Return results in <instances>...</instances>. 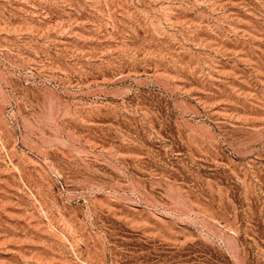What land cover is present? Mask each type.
Masks as SVG:
<instances>
[{
    "label": "rangeland",
    "instance_id": "1",
    "mask_svg": "<svg viewBox=\"0 0 264 264\" xmlns=\"http://www.w3.org/2000/svg\"><path fill=\"white\" fill-rule=\"evenodd\" d=\"M0 264H264V0H0Z\"/></svg>",
    "mask_w": 264,
    "mask_h": 264
}]
</instances>
